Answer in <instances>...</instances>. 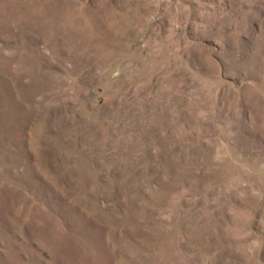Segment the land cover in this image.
Instances as JSON below:
<instances>
[{"label":"rangeland","instance_id":"374dc122","mask_svg":"<svg viewBox=\"0 0 264 264\" xmlns=\"http://www.w3.org/2000/svg\"><path fill=\"white\" fill-rule=\"evenodd\" d=\"M0 264H264V0H0Z\"/></svg>","mask_w":264,"mask_h":264}]
</instances>
